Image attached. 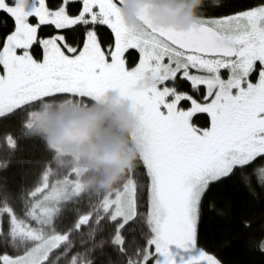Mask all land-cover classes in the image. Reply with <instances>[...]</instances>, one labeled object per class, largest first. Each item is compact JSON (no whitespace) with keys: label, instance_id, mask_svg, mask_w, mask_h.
Instances as JSON below:
<instances>
[{"label":"snow or ice","instance_id":"6c2138e0","mask_svg":"<svg viewBox=\"0 0 264 264\" xmlns=\"http://www.w3.org/2000/svg\"><path fill=\"white\" fill-rule=\"evenodd\" d=\"M126 4L0 0V264H264V0H215L190 28L151 0L130 25ZM113 90L140 156L97 192L87 158L30 130Z\"/></svg>","mask_w":264,"mask_h":264},{"label":"clouds","instance_id":"9594fccd","mask_svg":"<svg viewBox=\"0 0 264 264\" xmlns=\"http://www.w3.org/2000/svg\"><path fill=\"white\" fill-rule=\"evenodd\" d=\"M149 0H127L125 15L128 23L143 27L139 17L143 3ZM156 22L160 25H176L190 28L199 18L206 5L215 0H151ZM154 77H148L143 84L155 85ZM48 104L59 102L46 101ZM37 111L48 116L38 121L30 130L49 145L64 149L67 153H80L87 158V165L93 174H86L84 183L97 192L113 189L123 176L137 165L140 156L138 147L131 148V133L137 126V118L131 101H121L120 93L113 90L106 104L77 105L71 112H61L56 107ZM114 119L116 129H108L106 122ZM67 164H80L75 156L64 159Z\"/></svg>","mask_w":264,"mask_h":264},{"label":"trees","instance_id":"16d2710c","mask_svg":"<svg viewBox=\"0 0 264 264\" xmlns=\"http://www.w3.org/2000/svg\"><path fill=\"white\" fill-rule=\"evenodd\" d=\"M207 11H208V14H212L213 10L211 8V4L209 5V8ZM133 55H135V52H133ZM33 154L38 155L39 153L36 150L29 147V150L26 152V155H33ZM225 258L228 260H231V261L248 259V257H246V256H244L238 252H235V251L226 252Z\"/></svg>","mask_w":264,"mask_h":264}]
</instances>
